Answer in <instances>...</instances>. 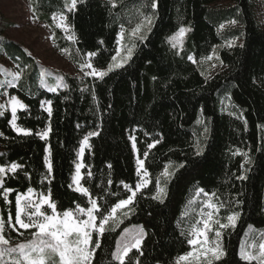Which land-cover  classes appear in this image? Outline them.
I'll use <instances>...</instances> for the list:
<instances>
[{
    "label": "trees",
    "instance_id": "trees-1",
    "mask_svg": "<svg viewBox=\"0 0 264 264\" xmlns=\"http://www.w3.org/2000/svg\"><path fill=\"white\" fill-rule=\"evenodd\" d=\"M28 1L37 20L52 30L58 47L72 45L64 40L62 31L51 19L54 12L64 10V0ZM115 2L117 7L113 8L110 0H79L77 10L68 14L78 38L75 48L81 55L96 52L92 63L100 69L107 67L115 52L119 26L123 23L129 31L138 19L135 10L149 0ZM144 11L152 15L149 8ZM231 20L238 24H229ZM221 24L225 25L223 29ZM11 25L0 11V66L24 70L20 86L7 89L29 105L27 112L18 113V123L35 133L50 121L52 132L48 141L35 134L18 135L7 123L10 113L0 117V164L23 165L16 178L6 181V186L17 192L29 186L45 190L50 187L52 199L61 210L73 207L74 201L85 204V199L69 189L68 184L83 136L98 131L99 135L90 138L91 148L86 149L84 156L93 172V178L86 177L85 182L94 195L107 200V207L127 195L120 181L134 186L137 180L129 136L137 137L142 158L147 144L160 139L146 161L153 186L138 194L130 218L115 232L106 233L95 264H109L115 240L124 227L133 225L143 226L147 233L140 264H173L174 258L187 250L177 220L198 187L231 201V207L241 213L235 230L225 234L227 257L220 264H243L238 250L244 234L257 237L264 231V24L258 20L255 0H159L146 40L137 42L133 57L124 68L113 71L103 81L79 79L47 69L29 55L24 45L6 35ZM179 27L191 30L185 37L183 52L177 54L167 38ZM235 37L240 38L237 46L227 47V42ZM213 49L223 62V69L206 79L187 56L195 54L199 61ZM41 69L53 74L48 77L49 84L55 83V76H63L69 87L57 93L47 92L39 85ZM3 79L0 73V80ZM49 99L53 107L50 118L41 107V102ZM4 100L0 96V103ZM224 102H229L228 110L224 109ZM233 112L236 116L229 114ZM241 113L242 118L237 119ZM202 116L209 129L207 139L203 137V125L196 123ZM198 138L204 148L199 156L193 147ZM49 145L55 177L50 185L40 182L47 172L45 157L49 156ZM237 149L248 152L252 160V164L245 165L248 179L244 181L236 179L244 171L240 167L243 158L233 154ZM169 163L174 166L170 169L174 176L167 184L165 201L160 203L151 197L156 178ZM181 164L184 166L179 167ZM25 172L31 174L30 180ZM109 178L113 180L110 191L118 195L108 193ZM14 196L15 193L10 197L13 222ZM100 202L104 204L105 200ZM7 208L0 199L5 219ZM130 255L135 259L137 253Z\"/></svg>",
    "mask_w": 264,
    "mask_h": 264
},
{
    "label": "snow or ice",
    "instance_id": "snow-or-ice-1",
    "mask_svg": "<svg viewBox=\"0 0 264 264\" xmlns=\"http://www.w3.org/2000/svg\"><path fill=\"white\" fill-rule=\"evenodd\" d=\"M78 2L79 0H64V10L58 13L54 12L51 17L55 27L62 30L65 38L73 45L77 43L78 38L74 26L68 22V14L77 10ZM110 3L111 7H117L115 0H110ZM158 5L159 0H149L147 5L135 10L134 15L138 19L132 26L127 39L126 31L128 29L125 24L122 23L119 26L117 47L105 69L97 68L92 63V58L97 55L96 52H87L79 64L83 73L81 79L91 77L94 80L103 81L113 71L124 68L132 59L137 42L146 40L147 33L151 31ZM144 8H149L152 15L146 14ZM228 23L236 25L238 21L231 20ZM224 27V24L220 25V29ZM190 30L187 27H179L167 38V42L172 49L177 50V54L183 52L184 40ZM50 38L55 40V35L53 34ZM239 39V37H235L228 41L226 46L236 47ZM99 43L102 44L103 41ZM239 46L243 47L242 44ZM75 51L77 55L80 54L78 48ZM61 52L69 57L72 55L69 48H63ZM214 57L216 60L220 59L216 55L215 49L207 57L202 58L201 62L211 61ZM187 59L192 64H197L195 54L188 55ZM16 68L19 69L20 66L17 64ZM0 73H3L4 76V79L0 80V96L5 97L4 102L0 103V117H5L6 113H10L7 123L18 135L32 136L35 134L39 139L48 141L52 132L50 121L46 128L35 133L32 129L20 126L18 113L27 112L29 105L18 95L9 94L7 91V89H16L20 86L24 70L12 71L0 66ZM52 76L53 74L46 69H41L39 73L40 87L51 93H57L59 90L69 87L63 76H55V83L49 84L48 77ZM93 99L95 100L96 97L93 96ZM228 99L230 100V97ZM41 107L50 118L53 114L52 101L50 99L42 101ZM229 114L236 116L234 112ZM240 118H242V113L237 116V119ZM196 123L203 125V137L207 139L209 129L203 116ZM2 135L3 133H0V136ZM97 135H99L98 131H89L83 136L78 148L74 172L68 184L69 189L85 199V204L74 201L73 207L58 209L57 202L52 199L50 187L45 190L29 186L25 191L17 192L13 187L6 186V181L16 178L18 170L22 169L23 165L16 162L8 165L0 164V199L8 206L7 219L0 211V264H95L97 251L102 248L106 233L115 232L124 223V220L130 218L131 214L135 212L134 205L137 202L138 194L142 195L145 189L153 186L152 174L146 166V161L150 151L161 141L155 139L148 143L147 151L143 152L142 158L140 149L137 147V137L129 136L132 150L135 153L137 180L134 186L120 181L119 183L127 195L106 207L107 200L102 196L94 195L85 182L86 177L93 178V172L91 166L84 162V156L86 149L91 148L90 138ZM193 147L196 155H202L204 148L199 138L194 141ZM47 151L49 153V156L45 157L47 172L40 182L50 185L55 178L53 163L50 159V145ZM233 154L243 158L240 167L244 171L236 179L247 180L248 169L245 168V165L252 164L248 152L237 149ZM183 166V164L179 165V167ZM107 167L111 169L112 166L109 164ZM173 167L169 163L156 178L152 199L160 203L165 201L167 184L174 176V171L170 170ZM24 175L27 179H31L30 173L25 172ZM112 184L113 180L109 178L107 180L108 193L118 195V193L110 191ZM13 193H15L14 222L11 210L13 200L10 199ZM102 199L105 200L104 204L100 202ZM239 203L237 201V207ZM240 216L241 213L231 207V201L221 199L216 192L206 191L202 187L196 188L193 195L186 201L180 218L177 220L179 234L183 237V243L187 246V250L178 254L174 258L173 264H220L227 257L224 246L225 234L235 230ZM249 229H252L251 225H249ZM12 233L16 234L15 237ZM146 235L143 226L124 227L119 238L114 242V251L109 254V264H140L139 257L143 256L142 245ZM134 251L137 253L135 259L130 255ZM238 258L243 264H264V231L259 232L258 236L254 238L250 237L248 232L244 234V239L239 243Z\"/></svg>",
    "mask_w": 264,
    "mask_h": 264
},
{
    "label": "rangeland",
    "instance_id": "rangeland-1",
    "mask_svg": "<svg viewBox=\"0 0 264 264\" xmlns=\"http://www.w3.org/2000/svg\"><path fill=\"white\" fill-rule=\"evenodd\" d=\"M221 4L226 5V2ZM255 10L259 22L264 24V0H255ZM0 11L12 24L5 31L9 38L24 45L47 69L81 79L83 73L79 64L86 55H77L75 45L65 38L61 30L64 40L72 44L67 47L72 51L71 57L63 54L62 48H59L56 41L50 38L53 36L52 30L37 20L28 0H0ZM130 30L126 31V34H129ZM201 61L202 59L197 61L196 65L206 79L212 78L223 69L222 64L215 57L211 61ZM213 64L216 66L213 67ZM229 108V102H224V109Z\"/></svg>",
    "mask_w": 264,
    "mask_h": 264
}]
</instances>
